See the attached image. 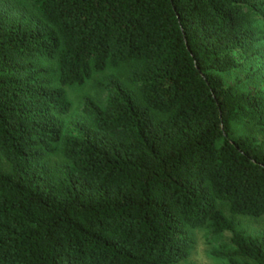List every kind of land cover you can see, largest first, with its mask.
Returning <instances> with one entry per match:
<instances>
[{
  "label": "trees",
  "instance_id": "16d2710c",
  "mask_svg": "<svg viewBox=\"0 0 264 264\" xmlns=\"http://www.w3.org/2000/svg\"><path fill=\"white\" fill-rule=\"evenodd\" d=\"M237 72L264 85V0H0V264H181L197 230L264 264L236 223L264 219V89Z\"/></svg>",
  "mask_w": 264,
  "mask_h": 264
},
{
  "label": "rangeland",
  "instance_id": "374dc122",
  "mask_svg": "<svg viewBox=\"0 0 264 264\" xmlns=\"http://www.w3.org/2000/svg\"><path fill=\"white\" fill-rule=\"evenodd\" d=\"M110 78H118L124 81L125 71L120 68L108 69L104 73L96 75L92 81L84 86L69 89L67 95L72 104V110L66 121L81 117L85 98H102L105 92L100 89L99 85L106 83ZM227 83L230 86L236 87L241 92L248 94H256L264 89L262 80L259 78L252 79L244 72L228 75ZM239 132L242 133L244 131L241 129ZM59 160L60 157L57 155L52 157V162ZM236 223L239 230L248 235H264V219L240 218L236 220ZM191 238L192 248L189 253V258L181 264H226V260L220 254L228 250L226 248L229 246L230 234L215 236L207 230H197L191 233Z\"/></svg>",
  "mask_w": 264,
  "mask_h": 264
}]
</instances>
